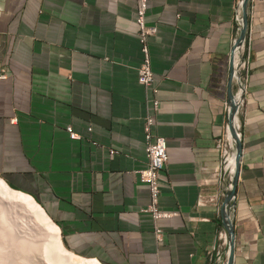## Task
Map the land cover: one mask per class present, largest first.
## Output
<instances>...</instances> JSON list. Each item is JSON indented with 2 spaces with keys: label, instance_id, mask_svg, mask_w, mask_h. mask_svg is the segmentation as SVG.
I'll return each instance as SVG.
<instances>
[{
  "label": "crops",
  "instance_id": "obj_1",
  "mask_svg": "<svg viewBox=\"0 0 264 264\" xmlns=\"http://www.w3.org/2000/svg\"><path fill=\"white\" fill-rule=\"evenodd\" d=\"M237 2H150L153 93L138 81L137 0H0V177L38 201L71 251L102 264L215 263ZM247 37L233 264H264V0H251ZM154 100L152 134L168 154L161 242L138 173Z\"/></svg>",
  "mask_w": 264,
  "mask_h": 264
},
{
  "label": "built area",
  "instance_id": "obj_2",
  "mask_svg": "<svg viewBox=\"0 0 264 264\" xmlns=\"http://www.w3.org/2000/svg\"><path fill=\"white\" fill-rule=\"evenodd\" d=\"M152 0H137L138 9H137V25L139 27V40L141 44V51L143 54V61L138 69V81L141 85H143L147 91L156 93L157 89L155 87V74L152 70L151 66V56L149 50V39L155 35L156 28L150 27L146 23V15L148 12L149 4ZM251 5V1H250ZM250 11V10H249ZM235 23H236V32L237 35L234 39V45L236 43L237 38L239 37L240 29L242 27V0H238L235 12ZM249 32V29H248ZM247 32V36H248ZM246 36L243 43L234 50V72H233V92L235 93L236 101L238 104V109L236 114L238 113L239 108H241L244 103V95L246 92V87L250 79V47L248 45V37ZM153 110L149 112L145 119V139H146V157L148 160L147 167L141 171H139L140 181L146 183L149 187L151 203L150 205L144 209L145 212H148L152 215L155 226V236L156 240L161 242L163 239V230L157 226V221L162 217L170 216L168 214H163L159 211V198L161 194L160 189V174L164 170L165 166L168 163V154H167V141L164 137L154 136L152 134V126L155 121V111H157L159 107V102L157 100L153 101ZM230 105L229 101L226 104V113H227V122L225 124V132L224 134L217 139L216 141V149L218 150L221 161L219 171L217 173L219 183H223L226 181V186L220 195L224 198L225 193L231 188V182L233 180L234 171L231 172L230 169V161L232 157L236 154L235 149V141L230 140L226 135V130L229 128V114H230ZM236 117V115H235ZM236 121V120H235ZM70 137L72 139H80V135L73 131L72 127L67 128ZM238 136L242 139V130L241 123L240 127L236 128ZM239 132V133H238ZM110 153L113 155L116 151L111 150ZM230 159V160H229ZM234 210L235 208H231V218L234 222ZM218 246H222V250L217 249V245H215L214 250L216 251V257L213 263V257L211 255V261L213 264H226L228 253H229V237L228 233L225 230H222L218 236ZM223 248L225 249L223 251Z\"/></svg>",
  "mask_w": 264,
  "mask_h": 264
},
{
  "label": "bare ground",
  "instance_id": "obj_3",
  "mask_svg": "<svg viewBox=\"0 0 264 264\" xmlns=\"http://www.w3.org/2000/svg\"><path fill=\"white\" fill-rule=\"evenodd\" d=\"M240 115H241V108H239L238 113L236 114V117H235V120H236L235 121V127L236 128L240 127V123H241ZM226 135L230 140L235 141V139L231 133L230 127L226 130ZM234 148H235V146H234ZM235 152H236V149H235ZM230 163L231 164H229V165H230L231 172L234 171V174H235L236 164H237L236 154L232 157ZM0 198L2 200L4 199L7 203H9L10 205H12L14 207H20L21 209L25 210L26 212H30V214H32L34 216V219L37 222H39V224L41 223L43 225V227L46 229V231H48L47 232L48 233V239L46 240V243L43 246V251L45 252V257L49 261V263H52V264H102L96 258L83 257V256H80V255L76 254L75 252L67 249L63 243L62 234H61L59 227L47 215V213L45 212L43 207L38 203V201L32 195L25 193L21 190H18L16 188L11 187L1 177H0ZM0 202L2 203V201H0ZM1 205H3V204H1ZM2 207L3 206L0 207V214H2V216H4L3 213L6 212V210H5V208L3 209ZM5 217L4 218L2 217L3 220L6 219ZM7 222L8 221L6 220V223ZM6 225L4 223L5 227H6ZM8 225H9L8 228H10L11 225L9 223H8ZM9 235H12V234H8V235L5 234L4 238L6 239L9 237L11 239L12 237H10ZM2 236H3V233H2ZM9 238H8V240L10 241ZM19 244L21 245V243H19ZM20 245L18 248H21V250L23 252L30 250V249L25 248L26 246L24 245V243H23V246L22 245L20 246ZM16 246H18V245H16ZM1 253H3V252H2V248L0 247V254ZM3 259L0 260V264H7L8 262L4 261L5 259L4 260Z\"/></svg>",
  "mask_w": 264,
  "mask_h": 264
},
{
  "label": "rangeland",
  "instance_id": "obj_4",
  "mask_svg": "<svg viewBox=\"0 0 264 264\" xmlns=\"http://www.w3.org/2000/svg\"><path fill=\"white\" fill-rule=\"evenodd\" d=\"M0 201H2V203H0L3 204H0V207L3 206L2 208L6 210V212L3 213L4 216L0 214V247L3 252L0 254V260L4 258L5 260H3L7 261V264H52L46 259L45 252L43 251V246L48 239V231H46L41 223L40 225L39 222L34 219V216L30 214V212H26L20 207H14L4 199L2 200L0 198ZM2 217L6 219L3 220ZM6 220L8 221L7 223ZM4 223L5 225L7 224L6 227ZM8 223L11 225L10 228H8ZM5 234H12L9 236L12 237L11 239L13 241L9 237L10 241L8 238L5 239ZM62 240L64 243L63 238ZM19 243H21L22 246L24 243L26 246L25 248L30 250L23 252L21 248H18L20 245ZM65 247L69 249L66 245Z\"/></svg>",
  "mask_w": 264,
  "mask_h": 264
},
{
  "label": "water",
  "instance_id": "obj_5",
  "mask_svg": "<svg viewBox=\"0 0 264 264\" xmlns=\"http://www.w3.org/2000/svg\"><path fill=\"white\" fill-rule=\"evenodd\" d=\"M250 1L251 0H242V27L240 29L239 37L236 40L234 45V50L239 47L247 36V32L249 29V10H250ZM233 50V51H234ZM233 72H234V55L231 57L230 62V83H229V93H228V101L231 107L229 114V127L231 133L235 139V147H236V170L233 176V180L231 182V188L225 193L223 198V202L221 205V213L223 217V224L228 233L229 237V253L226 264L234 263V249H235V231H234V222L231 218V208H235L236 206V190L237 183L240 174V165H241V156H242V139L238 136L236 127H235V115L238 109V104L236 101L235 93L233 92Z\"/></svg>",
  "mask_w": 264,
  "mask_h": 264
}]
</instances>
